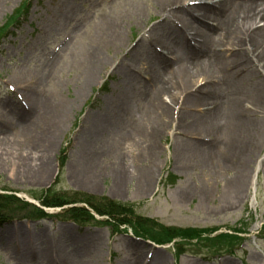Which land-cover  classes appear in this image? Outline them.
Wrapping results in <instances>:
<instances>
[{
    "label": "rangeland",
    "instance_id": "374dc122",
    "mask_svg": "<svg viewBox=\"0 0 264 264\" xmlns=\"http://www.w3.org/2000/svg\"><path fill=\"white\" fill-rule=\"evenodd\" d=\"M26 1L0 0V28L9 35L0 41V117L9 122V128L0 130V192L13 191L34 204V198L49 188L68 196L75 193L103 198L132 205L136 215L167 228L218 229L211 237L234 228L241 233L234 236L242 241L215 238L217 254L199 243L184 246V254L178 256L171 246H155L101 221L86 226L63 221L55 215L59 208L46 210L55 216L30 221L33 209L11 202L1 207L8 219L0 226V264H46V255L42 257L41 252L50 253L54 260L56 257L59 263L54 264H128L143 262L148 256L144 260L147 263L155 252L163 257V264H264V108L253 100L257 93H264V44L257 49L263 53L258 69L244 55L242 60L232 61L228 76L221 73L220 66H214V75L199 78L197 86L176 93L172 103L163 97L171 110L170 121L160 137L146 142V131L138 132L145 123L149 127L147 121L155 116L150 113L153 88L142 73L155 70L152 52L167 56L160 43H149V39L152 34L161 38L173 32L181 38L173 23L166 24L161 8L154 9L155 0H33L27 19L16 24L10 19L21 14ZM142 8V14H137ZM198 20L209 28L217 24L214 20ZM119 26L123 41L117 47L105 46L104 65L94 80L85 84L83 57L99 51ZM177 48L172 55L182 51ZM222 52L233 58L230 54L234 51L229 47ZM199 57L205 65L208 59ZM120 66L129 76L117 70ZM20 77L31 78L28 89L37 96L38 105L31 106L25 100V80L21 85L11 80ZM9 86L15 90L10 91ZM17 96L28 110L19 104ZM55 100L68 103L61 129L52 144L47 139L38 140L30 152L23 143L28 133L23 126L41 112L49 120L47 128L60 125L53 116L59 112L53 106ZM227 100L242 104L237 124ZM7 101L20 105L23 113L5 110ZM206 122L220 132L193 130ZM231 122L237 128H246L237 132L238 137L247 133L245 138L249 139L226 156L228 143L224 141L235 129ZM190 125L194 127L189 130ZM248 155L252 160L242 194L236 197L231 190L236 166ZM40 157L49 165L37 173L40 161L35 159ZM224 160L228 161L225 166ZM98 163L106 169L96 176L97 180L84 176V169L92 170ZM119 169L127 177L118 181L121 187L116 188L113 174ZM137 228L147 229L151 237L164 238L150 224ZM12 235L19 243L33 240L34 261H20L16 249H21V244L7 247ZM231 247H235L233 254Z\"/></svg>",
    "mask_w": 264,
    "mask_h": 264
},
{
    "label": "bare ground",
    "instance_id": "6f19581e",
    "mask_svg": "<svg viewBox=\"0 0 264 264\" xmlns=\"http://www.w3.org/2000/svg\"><path fill=\"white\" fill-rule=\"evenodd\" d=\"M155 2L156 4L154 9L156 10L159 7L161 8L164 17L167 20L166 24L170 26L172 25L171 23H173L174 26L172 25V27H175L174 30L181 33V38L175 35L176 33L174 32L172 33V35H175L174 37L169 35V33L167 34L166 32L167 35L164 37L155 38L152 34L149 39V43H160L163 46V49H165L167 56L171 55V58L168 59L166 55L152 52L155 62V70L149 73L144 70L145 73H142L148 77L147 83L153 88V95L151 96L154 107L153 111L150 113L153 112V115L155 116L153 117L154 121H147L150 124L148 125L150 128H146L145 123L143 125V129L141 128L142 130L140 129L141 131L138 132L142 133L143 131H146V142H151L154 137H160L165 125L167 124V121H170V117L168 118V113L171 110L167 105H165L163 97L169 98L170 103H172V99L176 93L181 94L182 92L187 91L189 87L197 86L199 78L207 79L208 77L214 75V73L211 72V67L213 68L214 66H220L221 73L224 76H228L231 68L229 65L232 63V61L242 60L244 55L249 56V59L253 63H256V69H258L259 61H261L260 56L263 53L257 52V49L258 45L264 44V3H262V0H248L247 2L243 3L237 1L234 2L233 0H155ZM142 12L143 8L138 9L137 14H142ZM193 13H195V15ZM191 14H193L194 22L190 20ZM198 18L203 20L208 19L210 21L214 20L217 22V24L215 27L211 26L209 28L205 23L200 22ZM179 26L181 30L178 29ZM211 31L213 32V35L209 34ZM121 41H123V33L119 26L112 31L111 38L107 43H104L100 47L99 51L97 50L93 55H86L83 57L82 78L85 84L92 82L102 65H104L105 58L103 55L106 50L105 46L108 47L111 45L112 47H117ZM224 47H229L230 50L234 51L230 54V56L233 58L227 57L226 53L222 52ZM176 48L178 51H182L174 56L172 53L176 50ZM199 56H203L208 59L205 65L202 63L203 61H198L200 58ZM117 70L124 74V76H129V73L122 66L118 67ZM30 79L31 78L29 77H20L17 79L12 78L11 80L17 81V85L24 84L22 80H25L26 86L24 87V98L29 102V104H31V106H33V104L37 103V96L33 93H30V89H28L31 86ZM193 80H196L195 83L190 85ZM81 92L82 91H80V93ZM48 99H50V97H48ZM253 100L256 102V105H258L259 108H264L263 92L257 93V97L255 96V99ZM226 102L230 107V112L232 114H236V116L233 118V121L236 124L239 123V120L241 119L239 116H237V114L242 113V104L238 100H227ZM199 103L200 101L198 104ZM19 106L20 105L13 101H7L4 104V109H7L11 112L16 111L21 114L23 113V109ZM53 106L58 108L59 112L54 113L53 116L54 120L56 119L57 122L61 121L60 125L55 128V125H53L48 127V129L46 127V123L48 124L49 120L45 117V113L41 112V115H39V113L34 121L23 126V129L26 130L30 136L28 137V133H26L23 143L30 152L38 140L42 141L47 139V143L52 144L56 134L60 131L62 119L66 118L68 103H59V100H55V102H53ZM210 117H212L211 114ZM152 127L153 129L150 130ZM193 127L194 125H190L188 129L190 130ZM7 128H9V122L0 117V130ZM234 128V131L229 133V137L224 141V143H228L225 153L226 156L231 153H235L237 148L239 149L241 147L240 143H244L246 139H249V137L245 138L247 135H249L247 133L243 138L237 136V132L239 130L242 131L246 128H237L236 126H234ZM247 129L252 130L251 128ZM193 130L202 131L204 133L210 132L214 134L220 132V130L215 128L213 124L210 123V125H208V122L201 123ZM253 133L255 132L253 131L252 134ZM138 141H140V139ZM236 143H238V145L235 147ZM198 144L207 146L200 143ZM205 148L209 149V147ZM118 149H120V147ZM35 160L40 161L38 166L39 169L49 165V162L45 161V163L42 157ZM251 160L252 156L248 155L247 157L243 158L236 166L238 170L235 171L231 185V190L234 192L236 197L242 194V189L247 176L246 169L248 168L249 161ZM227 162L228 161L224 160L223 165H227ZM220 166L222 167V165ZM41 169L38 170L37 173H40ZM103 169L106 168L102 167V163H98L94 166V168H92V170L84 169V176L94 177L97 180L96 176H98L100 172L103 171ZM43 172L44 173L41 174L44 177L46 176L47 169ZM113 175L117 181V184L115 183L114 187H121V184H118V181L122 182V180L127 177V174L119 169V171ZM12 237L13 239L9 237L10 240H7V243H9L7 247L15 248L16 246L17 248L21 244V249H16L20 254L18 256L20 261L22 262L23 260L27 259L30 260V258H32V261H34V250L36 248L32 246L33 240L24 239V241L19 243L16 241L17 238H15L13 235ZM80 254L85 255V253ZM43 255H46V264H54L55 261L58 262V259L55 257L54 260L53 255L48 252H41L42 257ZM147 259L148 256H146V258L144 257V260ZM144 260H142L143 262H134L128 264H163L164 262L163 257L156 254V252L149 262L146 263ZM93 264L98 263L95 262Z\"/></svg>",
    "mask_w": 264,
    "mask_h": 264
},
{
    "label": "trees",
    "instance_id": "16d2710c",
    "mask_svg": "<svg viewBox=\"0 0 264 264\" xmlns=\"http://www.w3.org/2000/svg\"><path fill=\"white\" fill-rule=\"evenodd\" d=\"M77 196L78 195H75L72 198L66 199L65 201H60V198L65 199V196L62 194H58L57 192L51 189V190H47L41 193L37 197V199H39L41 205L45 207H62L64 205L84 202L90 208H92L97 214L107 216L109 220H106L104 223L112 225L113 228H118L121 225H128L129 227L132 228L133 232L136 235L147 237L158 243H168V242H171L174 238L178 237V238L186 239L190 241L194 239L195 240L201 239L205 242L212 243V245H214L213 242L215 240L213 238L212 239L202 238L204 234L211 233L210 230L166 229L164 227L155 225L154 223L152 224L150 220L135 217L131 207H128V206L126 207V206H123L121 204L114 203V202H108L104 200L103 198L96 199L90 196H87V197H77ZM11 202L22 204L26 209H29V208L33 209L32 211H30L33 214V218L31 219H38L46 215L42 210L16 198L13 195L0 194V224L8 219L5 214L1 213V212H4V209H1V207H4L8 203H11ZM65 211L66 212L64 213V217L75 223L85 225L90 222H93V217L89 214V211H87L86 209L82 207H72ZM142 224H150L152 228H155L159 232H161V235L164 238L151 237L150 235L146 233L147 229L137 228V225L141 226ZM226 237L227 235L223 234V235H219L217 238L225 239ZM216 247H217V244H216Z\"/></svg>",
    "mask_w": 264,
    "mask_h": 264
}]
</instances>
